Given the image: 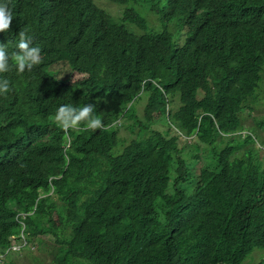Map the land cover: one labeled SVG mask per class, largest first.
Wrapping results in <instances>:
<instances>
[{"label": "trees", "instance_id": "obj_1", "mask_svg": "<svg viewBox=\"0 0 264 264\" xmlns=\"http://www.w3.org/2000/svg\"><path fill=\"white\" fill-rule=\"evenodd\" d=\"M109 1L116 18L96 0L11 3L8 51L26 31L42 62L0 73V249L31 211L23 232L47 264H240L264 248V121L254 134L239 114L264 68V0ZM88 104L103 128L54 123ZM127 120L137 136L114 152Z\"/></svg>", "mask_w": 264, "mask_h": 264}, {"label": "clouds", "instance_id": "obj_2", "mask_svg": "<svg viewBox=\"0 0 264 264\" xmlns=\"http://www.w3.org/2000/svg\"><path fill=\"white\" fill-rule=\"evenodd\" d=\"M13 0H0V73H7L14 70L16 73H24L26 70L31 71L34 66L42 62L41 49L31 46L36 43L34 39L27 36L26 31H19V41L16 45L17 51L9 52L8 47L13 44L15 30H13V13L11 3ZM42 1V0H38ZM10 82L7 78H0V95H6L10 91ZM95 109L91 104L76 108L72 105H61L56 110L54 123L61 130L69 132L72 130H91L103 128V121L100 116L94 115ZM83 125V127H81ZM264 149V146H262ZM30 212H17L15 219L18 221L21 229L17 235L12 236L10 244L5 249H0V264L8 256L14 257L21 255L24 250L35 249L28 242L23 230V218ZM5 261V262H6ZM4 262V263H5Z\"/></svg>", "mask_w": 264, "mask_h": 264}, {"label": "rangeland", "instance_id": "obj_3", "mask_svg": "<svg viewBox=\"0 0 264 264\" xmlns=\"http://www.w3.org/2000/svg\"><path fill=\"white\" fill-rule=\"evenodd\" d=\"M104 9H106L111 15L118 17L120 14V9H118V4L109 0H96ZM143 14H145L142 11ZM147 21V28L150 29L149 20L145 18ZM154 19V18H152ZM158 23L155 22V26ZM159 28L162 30V24L159 22ZM167 31L171 36V40L173 43L181 44L183 41V34L180 28L176 25V19L170 22V25L166 26ZM262 77L259 81L258 87L256 88L254 95L250 96L248 100L245 102V106L240 110L239 114L241 119L245 121L244 129L247 132H254L257 123L261 120L264 121V68L261 73ZM146 104V94L142 93L137 100L135 101L136 108V116L139 119H142L144 106ZM127 124L132 125V120H127L124 122L123 126L119 129L118 135L121 139V142L114 148V152L121 150L123 145L127 144L133 138L137 136L138 127L135 128V131H132L129 126H125ZM159 128H164L162 125H157ZM155 128L156 126L153 125ZM260 139L257 137L255 139L256 143H259ZM179 143L183 148L186 147L184 140L179 139ZM264 146V145H263ZM264 150V149H263ZM204 155L205 151L199 152L198 158L187 157L186 162L188 169L191 174L188 176V180H192L194 176L199 172L200 167L204 163ZM259 158L264 160V151L259 153ZM210 193L213 196H218L219 191L217 188H211ZM48 241V240H47ZM47 247V246H46ZM20 257L16 259L18 263L22 264H32L33 257H36V261L43 260L45 264L49 262L50 256L47 253L46 248L39 247L38 249H34V253H27L24 250L20 253ZM9 257V256H8ZM6 261V260H5ZM4 261V262H5ZM4 262L2 264H4ZM240 264H264V248H254L252 252L240 263Z\"/></svg>", "mask_w": 264, "mask_h": 264}]
</instances>
